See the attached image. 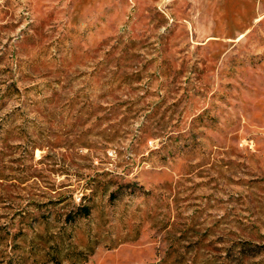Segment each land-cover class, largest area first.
Segmentation results:
<instances>
[{"label":"rangeland","instance_id":"374dc122","mask_svg":"<svg viewBox=\"0 0 264 264\" xmlns=\"http://www.w3.org/2000/svg\"><path fill=\"white\" fill-rule=\"evenodd\" d=\"M0 264H264V0H0Z\"/></svg>","mask_w":264,"mask_h":264},{"label":"trees","instance_id":"16d2710c","mask_svg":"<svg viewBox=\"0 0 264 264\" xmlns=\"http://www.w3.org/2000/svg\"><path fill=\"white\" fill-rule=\"evenodd\" d=\"M82 216H84V217H86V216H88L89 215V211L88 210H86L84 213H82L81 214Z\"/></svg>","mask_w":264,"mask_h":264}]
</instances>
